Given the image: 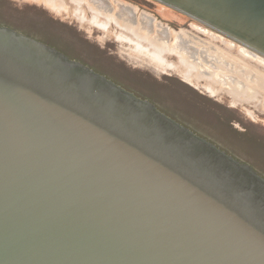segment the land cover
Wrapping results in <instances>:
<instances>
[{
	"label": "water",
	"instance_id": "obj_1",
	"mask_svg": "<svg viewBox=\"0 0 264 264\" xmlns=\"http://www.w3.org/2000/svg\"><path fill=\"white\" fill-rule=\"evenodd\" d=\"M264 56V0H160ZM0 264H264V177L0 25Z\"/></svg>",
	"mask_w": 264,
	"mask_h": 264
},
{
	"label": "rangeland",
	"instance_id": "obj_2",
	"mask_svg": "<svg viewBox=\"0 0 264 264\" xmlns=\"http://www.w3.org/2000/svg\"><path fill=\"white\" fill-rule=\"evenodd\" d=\"M119 1L134 4L139 12L153 15L157 21L171 29L179 31L193 28L199 38L206 39V34L199 31L198 22L192 21L182 11L164 2ZM113 3L114 10L108 4L106 8L118 15L119 23L125 21L132 23L127 10H122L124 5ZM143 14L141 13L137 22H134L135 26L145 24ZM0 21L16 31H22L31 37L37 36L49 44L61 47L74 60L96 68L137 96L150 98L171 116L197 110L200 115L193 118L183 117L185 121L181 124L192 128L240 161L252 165L264 177V105L238 103L229 93L223 92L207 97L219 99V103L224 107L221 114L210 116L207 114V109L211 108L209 103L190 95L189 89H193L192 86L182 85L183 78L175 71H162L167 69V66L176 67L171 62L176 60L175 57H165L162 61L166 64L162 65L155 58L156 56L153 59L139 51H134L135 45L122 40L117 41L114 33H107L98 40L96 37L98 32L90 34L75 15L68 12L59 14L36 0H0ZM212 32L221 34L213 29ZM143 33V37L149 38L146 36V30H143ZM227 39L232 40L229 37ZM237 43L247 47L240 42ZM151 48L156 50L153 45ZM231 103L235 104V107H229Z\"/></svg>",
	"mask_w": 264,
	"mask_h": 264
},
{
	"label": "flooded vegetation",
	"instance_id": "obj_3",
	"mask_svg": "<svg viewBox=\"0 0 264 264\" xmlns=\"http://www.w3.org/2000/svg\"><path fill=\"white\" fill-rule=\"evenodd\" d=\"M36 1L46 4L50 9H53L59 14H61V12H68L71 15H75L80 23L88 29L90 34H96L98 32V35L96 36L98 40L106 36L107 33H114L117 41L122 40L129 42L135 45L134 51H139V53L141 52L153 59L156 56L155 58L162 65L166 64L162 61L165 57H175L176 60L171 62L174 63L176 67L167 66V69L162 71H175V73L183 78L184 83H182V85L186 86V84H189L192 86L193 89H189L190 95L196 97L198 100H203V102L209 103L211 108L209 107L207 109V114L210 116L221 114L224 111V107L219 103V99H210L207 97L216 96L223 92L229 93V95L232 96L235 101H238V103H255L258 105H264V57L259 56L247 47L239 45L237 43L238 41L229 36L227 37L234 41L227 39L226 35L224 36L222 33L219 35L212 32V29H216L184 12L183 13L189 16L192 21L199 23V31L206 34V39L199 38L194 33L193 28L191 30L181 29L179 31L171 29V27L157 21L153 15L146 12H139L134 4H127L119 0H63V2L60 0ZM113 2L124 5L122 10H127L129 20L132 21L133 24L127 23V21L119 23L118 20L109 19L108 16L112 13L106 7L108 4V6L114 10ZM141 13H144L143 18L145 19V24L142 26H135L136 23L134 22H137ZM116 16L118 17V15ZM52 18L54 21H57L55 17ZM0 25L6 26V24L1 21ZM119 25L125 31L131 32L133 36L131 39H133V41L121 34L122 30ZM189 26H192V24H189ZM143 30H146V36H149V38L146 37L147 41L146 38L143 37ZM18 32L24 33L22 31ZM32 37L47 43L44 39L37 36ZM49 45L74 60V58H72L69 53L61 47L53 44ZM152 45L156 50H152ZM138 47H145L147 52L139 50ZM85 65L89 66L88 64ZM89 67L116 83L115 80L101 73L96 68L92 66ZM200 88L205 89V91ZM137 97L152 102L150 98ZM154 104L162 113L179 123L185 121L183 117L193 118L200 115L199 112L195 110L192 113L171 116L168 112L159 108L156 103ZM229 107H235V104L231 103ZM190 129L198 136L203 137L192 128Z\"/></svg>",
	"mask_w": 264,
	"mask_h": 264
},
{
	"label": "crops",
	"instance_id": "obj_4",
	"mask_svg": "<svg viewBox=\"0 0 264 264\" xmlns=\"http://www.w3.org/2000/svg\"><path fill=\"white\" fill-rule=\"evenodd\" d=\"M68 2H70V1H68ZM111 15L110 16H108L109 17V19H114V20H119V18L116 16V13H114V12H112L111 11ZM119 27L121 28V26L119 25ZM121 30H122V33L121 34H123L126 38H128L129 40H132L133 41V39H131V37L133 38V36H132V34H131V32H129V31H125L124 29H122L121 28ZM138 49L139 50H141V51H143V52H147V50L145 49V47L143 48H139L138 47Z\"/></svg>",
	"mask_w": 264,
	"mask_h": 264
},
{
	"label": "bare ground",
	"instance_id": "obj_5",
	"mask_svg": "<svg viewBox=\"0 0 264 264\" xmlns=\"http://www.w3.org/2000/svg\"><path fill=\"white\" fill-rule=\"evenodd\" d=\"M60 1H62V2H63V0H60Z\"/></svg>",
	"mask_w": 264,
	"mask_h": 264
}]
</instances>
